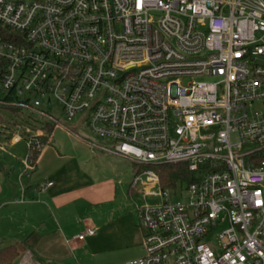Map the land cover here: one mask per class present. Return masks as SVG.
Returning a JSON list of instances; mask_svg holds the SVG:
<instances>
[{"label":"built area","instance_id":"built-area-1","mask_svg":"<svg viewBox=\"0 0 264 264\" xmlns=\"http://www.w3.org/2000/svg\"><path fill=\"white\" fill-rule=\"evenodd\" d=\"M56 101L160 197L125 264H264V0H0V105L61 124ZM13 140L27 169L49 142ZM174 164L193 179L163 186Z\"/></svg>","mask_w":264,"mask_h":264},{"label":"crops","instance_id":"crops-1","mask_svg":"<svg viewBox=\"0 0 264 264\" xmlns=\"http://www.w3.org/2000/svg\"><path fill=\"white\" fill-rule=\"evenodd\" d=\"M20 142L12 138L9 146ZM93 144L101 150L100 146H106ZM49 181L53 184L44 188ZM119 187L112 179L95 175L76 155H64L51 144L41 150L33 169L26 168L23 158L4 151L0 155V220L6 214L26 216L28 233L35 231L39 236L31 251L42 264H69L76 256L77 264H125L144 254L143 232L136 206L130 202V184L127 189ZM88 228L95 234H85ZM80 234L84 237H77ZM42 241L46 250L40 249ZM138 246L139 255H131ZM125 252L130 255L121 257ZM109 253L114 254L107 260Z\"/></svg>","mask_w":264,"mask_h":264},{"label":"rangeland","instance_id":"rangeland-1","mask_svg":"<svg viewBox=\"0 0 264 264\" xmlns=\"http://www.w3.org/2000/svg\"><path fill=\"white\" fill-rule=\"evenodd\" d=\"M47 109L55 116L61 124H46L41 120L30 114L26 110H14L0 105V155L5 153H12L23 159L28 155V148L24 140H22L17 146L11 147L12 138L18 133L21 136H27L28 130L31 134L42 133L49 140L48 144L56 147L60 153L64 155L74 154L80 161L86 163L89 170H93L95 175L99 177L110 178L119 184V188L127 189V186L133 180L135 174V168L133 161L129 158H125L108 151L101 150L94 147L93 143H99L102 145L109 146L108 140L102 139L93 134L84 122L79 123L82 114H79L73 120H68L61 111V104L54 102L50 104ZM50 125V126H49ZM45 140V139H44ZM46 141V140H45ZM186 185L183 184V187ZM158 189V188H157ZM173 195L174 191H170ZM181 187H177L176 197L183 198L180 196ZM130 202L133 207L145 204H156L160 202V197L148 196L144 198L142 194L133 192L130 197ZM3 211V210H2ZM1 211V214H3ZM9 213V212H8ZM16 218V220L14 219ZM28 218V217H27ZM11 219V220H10ZM14 222H13V221ZM28 220V219H27ZM26 220V216H10L6 214L0 220V248L14 243L22 241L29 234V223ZM17 221V222H16ZM31 222V221H29ZM40 249H45V242H41ZM46 250V249H45ZM141 252L140 246H138L133 253L136 255ZM114 253H109L106 257L110 260ZM128 252L122 254L121 257L128 256ZM23 258V254L13 261L12 264H19ZM79 258L68 260L69 264H77ZM45 264H53L52 262H46Z\"/></svg>","mask_w":264,"mask_h":264},{"label":"trees","instance_id":"trees-1","mask_svg":"<svg viewBox=\"0 0 264 264\" xmlns=\"http://www.w3.org/2000/svg\"><path fill=\"white\" fill-rule=\"evenodd\" d=\"M8 107V106H5ZM10 108V107H8ZM17 112L15 108H10ZM48 125V124H47ZM50 126V125H49ZM40 151H33L30 154L31 158V168L36 166V162L39 158ZM134 168H138L137 165L133 163ZM157 173L160 176L161 184L166 187L175 185L177 182L191 181L193 179L192 173L188 170L187 166L184 164H174V165H162L156 168ZM39 242L38 234L33 231L26 236L22 241H17L10 243L0 248V264H12L17 258H19L25 251L32 250Z\"/></svg>","mask_w":264,"mask_h":264}]
</instances>
